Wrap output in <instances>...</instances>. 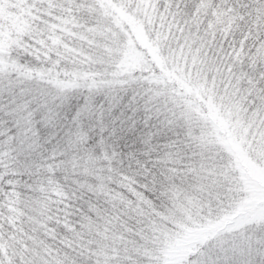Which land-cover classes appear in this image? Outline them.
I'll return each mask as SVG.
<instances>
[{"label": "snow or ice", "instance_id": "snow-or-ice-1", "mask_svg": "<svg viewBox=\"0 0 264 264\" xmlns=\"http://www.w3.org/2000/svg\"><path fill=\"white\" fill-rule=\"evenodd\" d=\"M0 264H264V0H0Z\"/></svg>", "mask_w": 264, "mask_h": 264}]
</instances>
